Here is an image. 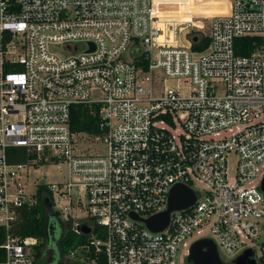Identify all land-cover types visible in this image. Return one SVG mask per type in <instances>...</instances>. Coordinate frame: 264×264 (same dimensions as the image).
<instances>
[{
	"label": "built area",
	"instance_id": "obj_1",
	"mask_svg": "<svg viewBox=\"0 0 264 264\" xmlns=\"http://www.w3.org/2000/svg\"><path fill=\"white\" fill-rule=\"evenodd\" d=\"M186 10L187 0H0V264H34L37 238L14 227L36 202L29 174L42 158L66 165V181L44 183L64 222L90 228L68 252L86 264H184L199 238L225 262L247 248L255 257V243L264 254V0H230L208 23L183 20ZM205 27L208 47L193 50ZM254 35L262 45L235 54V38ZM74 104L97 106L101 134L69 129ZM87 137L106 151H81ZM17 147L34 157L12 161ZM175 184L195 202L166 227L132 217L166 209Z\"/></svg>",
	"mask_w": 264,
	"mask_h": 264
},
{
	"label": "trees",
	"instance_id": "obj_2",
	"mask_svg": "<svg viewBox=\"0 0 264 264\" xmlns=\"http://www.w3.org/2000/svg\"><path fill=\"white\" fill-rule=\"evenodd\" d=\"M195 21V19H193ZM208 23V22H206ZM193 34L200 39L197 42L191 43V48L196 51L205 50L210 42V37L207 31V27L204 29H193ZM263 43L262 36H241L234 40V51L237 55H247L251 53L255 48L259 47ZM69 129L73 132H85L90 135H99L101 130L99 127V114L97 106L89 104H74L70 108L69 116ZM7 152L11 154V160L15 162H24L34 157L33 154H27L23 147L9 148ZM55 162V160H54ZM57 162V160H56ZM46 161L42 158L38 161V164H45ZM36 202L28 207L20 209V219L15 224L14 233L21 238L25 236H34L37 238V244L34 246V264H48L43 263V256L45 250H42L44 243L49 239V214L51 194L44 182H39L36 187ZM48 228V234L46 232ZM103 228L94 226L93 233L96 236L101 237ZM89 239V235L76 232L71 226V223L60 234L57 240V248L59 254L62 256L68 253L70 250L77 248ZM1 242V238H0ZM261 246H264V241L261 242ZM82 254V251L79 252ZM84 255H87L86 253ZM36 261V262H35ZM47 261V260H46ZM45 261V262H46ZM259 261L264 264V254L259 256ZM96 264H104L103 257Z\"/></svg>",
	"mask_w": 264,
	"mask_h": 264
},
{
	"label": "rangeland",
	"instance_id": "obj_3",
	"mask_svg": "<svg viewBox=\"0 0 264 264\" xmlns=\"http://www.w3.org/2000/svg\"><path fill=\"white\" fill-rule=\"evenodd\" d=\"M189 2V8L192 15H196V18H192V15H186L185 17H191L192 20L196 21L202 20L204 22L209 21V15L212 13H218L220 11H225L226 6L228 5V1L230 0H187ZM186 8V7H185ZM187 10L184 14H189ZM183 17V20L186 18ZM195 28V27H191ZM182 35V34H181ZM182 37V36H180ZM84 140V139H83ZM82 142V143H81ZM80 150L84 152L90 153H104L106 151V147L101 140H95L93 137H87L84 141H80ZM235 156L233 154L229 155L228 158V173L230 176L234 174V166H235ZM66 165L63 161L58 163L47 161L45 164H38L34 167V170H31L29 174V179L32 181V187L38 184L39 182H64L67 180L66 173ZM29 188V190H31ZM73 214H79L77 209L73 210ZM59 216V215H58ZM60 217V216H59ZM76 222H81L84 219L78 218L74 219ZM67 223V222H66ZM49 239L45 241L42 250H45V255L42 257V262L45 263L46 259L50 260L52 257V261L48 264H86L88 260L84 258V256L80 253H76L74 256H70L68 253L64 255H60L57 248V240L60 237V229L55 217L50 216L49 218ZM53 231V233H52ZM255 258L257 262L260 264L259 255L261 254V247L255 243ZM35 253V249L33 250ZM224 257V255H222ZM229 261V262H227ZM36 262V261H35ZM227 264L230 263V259H226ZM187 264L186 260L185 263Z\"/></svg>",
	"mask_w": 264,
	"mask_h": 264
},
{
	"label": "water",
	"instance_id": "obj_4",
	"mask_svg": "<svg viewBox=\"0 0 264 264\" xmlns=\"http://www.w3.org/2000/svg\"><path fill=\"white\" fill-rule=\"evenodd\" d=\"M197 39L198 37L196 35L192 37V41H196ZM260 188L264 192V176L260 182ZM195 197L194 191L189 186L175 184L171 187L167 196L166 209L146 218H140L136 214H132V217L143 221L149 230L159 231L167 226L172 211L192 206L195 202ZM79 229L83 233H88L90 231V228L86 226V224H81ZM46 232L48 234L47 227ZM186 262L187 264H227L219 255L214 242L209 238H199L190 245ZM230 263L257 264V261L254 257L253 249L247 248L233 258Z\"/></svg>",
	"mask_w": 264,
	"mask_h": 264
},
{
	"label": "flooded vegetation",
	"instance_id": "obj_5",
	"mask_svg": "<svg viewBox=\"0 0 264 264\" xmlns=\"http://www.w3.org/2000/svg\"><path fill=\"white\" fill-rule=\"evenodd\" d=\"M58 215H59V214H58L57 212H55V210H53V208H51V209H50V214H49L48 218H50V216H53V217L56 218L57 223H58V226H59V229H60V234H61V232H62L66 227H68L69 224L66 223V222H64V221L61 219V217H59L60 215H59V216H58ZM52 233H53V231H52ZM48 235H50V233H49ZM46 260H47V259H46ZM51 261H52V257H51L50 260H47L45 263H49V262H51Z\"/></svg>",
	"mask_w": 264,
	"mask_h": 264
},
{
	"label": "bare ground",
	"instance_id": "obj_6",
	"mask_svg": "<svg viewBox=\"0 0 264 264\" xmlns=\"http://www.w3.org/2000/svg\"><path fill=\"white\" fill-rule=\"evenodd\" d=\"M221 12H223V11H221ZM186 18V20L185 21H191L192 20V18L191 17H185Z\"/></svg>",
	"mask_w": 264,
	"mask_h": 264
}]
</instances>
